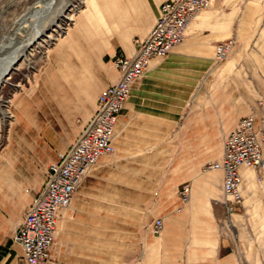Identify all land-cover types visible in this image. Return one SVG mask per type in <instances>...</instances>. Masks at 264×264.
Masks as SVG:
<instances>
[{
  "label": "crops",
  "instance_id": "obj_1",
  "mask_svg": "<svg viewBox=\"0 0 264 264\" xmlns=\"http://www.w3.org/2000/svg\"><path fill=\"white\" fill-rule=\"evenodd\" d=\"M120 1L114 0L113 12L124 7ZM164 1L146 0L152 17L144 16V25L152 22L153 26ZM126 3L135 5L134 0ZM260 16H264V0H214L190 23L183 43L168 57L152 59L146 76L134 83L117 122L115 152L101 157L92 167L58 223L50 264H89L94 248L103 247L105 252L112 244L144 247L136 261L147 263L158 262L161 254H171L169 247L174 245L185 257L178 264H264L262 250L257 257L245 227H234L226 220L222 171H216L214 179L198 177L187 204L180 202L177 191L165 190L151 196L149 206L143 208V202L133 200L138 198L132 197L131 190L132 182L144 181L139 177L140 167H161L178 160L170 157L172 151L187 149L188 136L190 144L195 143L192 148L213 151L204 159L192 158L190 165L202 166L220 159L224 137L250 113L252 100L248 94L236 98L235 80L204 74L211 69L216 45L230 38L247 40L250 33H239L242 23ZM119 40L120 46L111 54L119 49L132 55L134 44L122 34ZM98 45H94L95 52L101 51ZM89 51H84L81 61L70 65L67 86L61 88L60 83H55L59 87L55 90L59 96L56 101L60 100L65 108L71 91L77 93L75 97L85 95L86 87L79 77L84 68L90 67ZM118 79L115 70L109 79L96 85L92 95H99L101 88ZM224 82L227 89L219 90L217 87ZM192 97L194 108L188 111ZM96 102L97 98L92 103L93 112ZM60 152L39 180L28 182L21 175L8 173L5 167L0 169V264H27L22 247L13 242V236ZM242 172L246 176L245 187L253 171ZM159 181L163 183L164 179ZM259 183L262 185L257 193L261 200L264 183ZM158 218L164 227L162 233L155 234L153 224ZM163 261L174 263L166 258Z\"/></svg>",
  "mask_w": 264,
  "mask_h": 264
},
{
  "label": "rangeland",
  "instance_id": "obj_2",
  "mask_svg": "<svg viewBox=\"0 0 264 264\" xmlns=\"http://www.w3.org/2000/svg\"><path fill=\"white\" fill-rule=\"evenodd\" d=\"M46 1L0 0V41L16 32L15 35L22 40L29 38L32 34V21L27 22L24 28L19 29L20 31L18 21L29 10L31 11V8L46 7ZM58 1L54 8L44 14L40 24L44 33L39 41L26 52L22 61L12 68L0 86V169L5 167L8 173L21 175L28 182L43 177L48 164L55 160L57 153L65 150L80 134L88 117L93 113L92 103L98 96L97 93L92 95L93 91L96 92V85L109 79L116 70L114 67L116 56L127 55L119 49L114 55L111 54V50L120 46V34L126 37L128 43L134 44L135 53L134 39L146 36L152 26V22L144 25V16L147 15L146 19L152 17L146 0H134V6L127 4L126 0H121L120 4L124 7L115 12L111 8L114 6V0ZM61 6L64 9L63 13L59 12ZM54 16L57 20L53 23ZM242 26V32L239 30V33H250V37L240 41L235 38L220 41L216 46L233 40L231 51L222 61L217 62L215 49L211 69L204 76L235 80L236 98L248 94L254 110L260 102H264V16L256 17L252 22L242 23ZM95 44L101 46V51L95 52ZM86 50H90V67L84 68L85 71L80 73L79 77L86 87L85 95L75 97L77 93L74 95L70 89V101L68 108H65L60 100L56 101L59 96H56L55 90L59 87L55 83H60L61 88L67 86L65 81L70 65L75 61H81ZM149 68L134 83L145 77ZM217 88L227 89L226 82ZM193 101L192 97L188 102V111L194 108ZM116 135L115 129V140ZM187 139V149L172 151L170 157H176L178 160L171 165L140 167L139 177L144 181L132 182L131 190L132 197L138 198L133 200L143 202V208L152 200L151 196H158L160 191L165 190L177 191L182 203L179 192L184 185L188 184L192 190L194 182L201 175L214 179L216 171L207 169L210 163L202 166L189 164L192 158L204 159L207 155L211 156L213 151L194 149L192 146L195 143L190 144L189 136ZM250 174L251 181L243 188V201L232 216L227 213L225 207V217L228 222L234 224V227H245L258 257L260 249L264 254V199L260 200L258 197L257 192L262 184L257 181L256 173L253 171ZM162 179L163 183L159 181ZM136 185L138 187L135 191ZM133 219L134 217L131 221ZM141 248L144 247L112 244L108 245L104 252L103 247L101 249L96 247L92 251L94 254L89 264H164L165 258L178 264V261L185 259L183 254L178 253L179 247L172 245L169 247L172 253L159 255L158 262L136 261L141 256Z\"/></svg>",
  "mask_w": 264,
  "mask_h": 264
},
{
  "label": "built area",
  "instance_id": "obj_3",
  "mask_svg": "<svg viewBox=\"0 0 264 264\" xmlns=\"http://www.w3.org/2000/svg\"><path fill=\"white\" fill-rule=\"evenodd\" d=\"M213 1L165 0L147 35L134 39L135 53L115 57L118 81L99 92L95 111L75 141L50 165L41 189L13 236V242L21 245L27 264H50L61 216L70 207L76 191L92 167L101 157L115 152V128L132 84L145 74L152 59L168 56L183 43L189 24ZM232 46L233 40L216 46L217 62L226 57ZM207 169L223 172L224 204L230 215L244 199L246 176L242 170L254 171L257 181L264 182L263 101L239 120L225 138L221 158L211 162ZM191 191L188 184L180 190L183 204L189 203ZM163 227V220L158 218L153 224V232L159 234Z\"/></svg>",
  "mask_w": 264,
  "mask_h": 264
},
{
  "label": "bare ground",
  "instance_id": "obj_4",
  "mask_svg": "<svg viewBox=\"0 0 264 264\" xmlns=\"http://www.w3.org/2000/svg\"><path fill=\"white\" fill-rule=\"evenodd\" d=\"M58 2H59L58 0H47L45 2V6L46 7L40 8L38 6H35L34 8H31V11L29 10L28 13L24 14L19 19V21H18L19 22L18 30L20 28H24L27 25L26 24L27 22L32 21V25H33L32 32H31L32 34L30 35L29 38H27L26 40H22L17 35H15L17 33L16 32L15 34L6 36V38L4 37L0 41V86L6 80V78L3 76V74L10 67V65L12 64V62L14 60L18 59L19 57H24L25 54H26V52L34 44H36L39 41V39L41 38V36L44 33V29L40 26L42 20L44 19V16H45L44 14L47 13L51 8H54V6H56L58 4ZM62 7L63 6H61V9L59 11L60 13H63L64 12V9H62ZM201 12H199L197 14V16ZM65 18L70 19L67 16H65ZM56 20H57V18L55 17V18L52 19V22L54 23V22H56Z\"/></svg>",
  "mask_w": 264,
  "mask_h": 264
},
{
  "label": "water",
  "instance_id": "obj_5",
  "mask_svg": "<svg viewBox=\"0 0 264 264\" xmlns=\"http://www.w3.org/2000/svg\"><path fill=\"white\" fill-rule=\"evenodd\" d=\"M22 59H23V57H19L18 59L14 60V61L12 62V64L10 65V67L7 69V71H5V73L3 74V76H4L5 78H7V77L9 76V74H10L12 68H13L16 64L20 63V62L22 61Z\"/></svg>",
  "mask_w": 264,
  "mask_h": 264
}]
</instances>
